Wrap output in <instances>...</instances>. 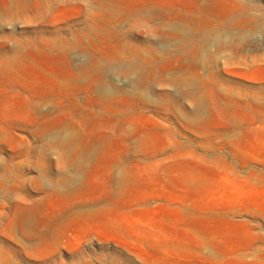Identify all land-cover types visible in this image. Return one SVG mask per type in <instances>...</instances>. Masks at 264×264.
<instances>
[{"label": "rangeland", "instance_id": "rangeland-1", "mask_svg": "<svg viewBox=\"0 0 264 264\" xmlns=\"http://www.w3.org/2000/svg\"><path fill=\"white\" fill-rule=\"evenodd\" d=\"M0 264H264V0H0Z\"/></svg>", "mask_w": 264, "mask_h": 264}]
</instances>
